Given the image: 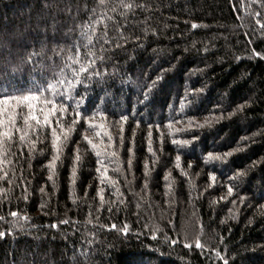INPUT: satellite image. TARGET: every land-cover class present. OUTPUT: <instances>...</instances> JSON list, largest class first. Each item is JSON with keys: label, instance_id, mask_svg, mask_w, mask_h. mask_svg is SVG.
Instances as JSON below:
<instances>
[{"label": "trees", "instance_id": "1", "mask_svg": "<svg viewBox=\"0 0 264 264\" xmlns=\"http://www.w3.org/2000/svg\"><path fill=\"white\" fill-rule=\"evenodd\" d=\"M261 24L264 0H0V85L44 86L79 48L95 67L64 102L103 113L115 142L67 114L29 129L32 151L13 129L0 148V264H264ZM53 129L68 139L50 169ZM97 150L116 152L99 173Z\"/></svg>", "mask_w": 264, "mask_h": 264}, {"label": "snow or ice", "instance_id": "2", "mask_svg": "<svg viewBox=\"0 0 264 264\" xmlns=\"http://www.w3.org/2000/svg\"><path fill=\"white\" fill-rule=\"evenodd\" d=\"M100 5H104L107 0H98ZM123 3V0H121ZM126 8H132L133 5L127 4L124 5ZM93 14H95V8L92 10ZM259 15V13H257ZM95 23H102V21H97ZM197 27L196 24H192V28L195 29ZM261 27H264V24H261ZM89 30L92 32L95 31V28L92 24L84 25L82 27V36H87V44H92V38L89 35ZM30 59V58H29ZM68 61L70 63L66 64L65 67L70 69L69 73H65L63 69L60 70L58 75H56L53 80L46 82L44 86L37 85L33 83L31 87L19 88L13 87L11 85H0V148L6 143L12 142V132L15 129L16 132L22 133L19 136V140L21 142L28 143L30 145L29 150L32 151L35 149V141L31 140L28 133L29 129H31L32 133L35 135L39 129L40 134H42L43 129L45 126H48L50 129L52 127V122L50 117L56 118V124L60 125L61 121L65 119L66 114L69 116H74L71 123L73 125L80 123L81 117L84 119V123L86 124L85 131L91 130V134L95 137L104 141L106 137L107 143L106 147H114L115 142L112 135L108 132H102L101 129L104 127L103 121L107 120V117L103 113H97L90 116H84V114L79 111L80 103L79 101L73 100L75 104V108L70 109L69 105L64 101L69 99H73V93L76 92V89L82 85L85 74L89 73V69L95 67L94 62L92 63H84L80 59V49L77 48L75 50L74 55L68 56ZM183 106V105H182ZM243 107V106H241ZM59 113V115H57ZM41 117L43 118L41 121ZM99 118L101 123H96L95 121ZM221 117H214V119H219ZM21 120L23 127H21L17 121ZM127 117H123L122 121H126ZM30 121H34L35 124L30 123ZM175 123H181V121H175ZM188 126L191 127L193 125V121H187ZM205 123H210L208 119L205 120ZM173 125L169 124L167 127L171 128ZM198 127H204V124L197 125ZM121 133L123 132V128L120 129ZM179 131V130H178ZM51 145L54 151V155L52 156L51 163L49 164V168L52 169L55 167L56 161L59 159V154L63 151L64 145L67 142L68 136L67 133L65 134L64 138L61 139L53 129L50 131ZM149 138L152 136L151 129L148 132ZM39 138V135H37ZM83 139L86 143L92 148L96 149V145L93 143L92 139H90L87 135L83 136ZM122 141V136L120 137ZM173 144H183L187 145L190 143L188 140H178L173 139ZM151 139L149 140V151H151ZM239 150V149H238ZM95 155L98 158V165L100 167L97 168V172H101V167L105 165V159L110 157H116V152H102L100 150L95 151ZM232 155V152L224 153L223 155H212L209 154L207 157L208 161H225L229 156ZM104 157L105 159H101ZM80 156L77 154L76 160L79 161ZM180 156L177 155L176 157V167L180 168ZM147 168V165H145ZM114 171H119V168L113 169ZM104 172H107V167H104ZM76 170L73 168L72 176H73V183L75 182ZM243 175V173H240ZM49 179H52V175L49 176ZM169 177H165V180H168ZM215 180V177H212ZM110 184H115V181H111ZM169 191H171V183L168 184ZM104 191L103 188L100 189L102 193ZM228 193L231 194L233 189L232 187L228 188ZM101 202H104L103 195L100 196ZM111 211V209H109ZM10 215L12 217H17V211H11ZM23 219H27V217H22ZM4 219V217L0 216V220ZM62 223H68V221H62ZM52 227H57V225H52ZM117 226L115 224L111 225L112 229H115ZM125 235H127V225L121 229ZM4 235L3 232H0V237ZM153 239L156 237L153 236ZM185 247H191V244L186 243ZM195 247L200 249L202 247L199 241L195 242ZM219 255V254H217ZM224 264H228L227 260H224Z\"/></svg>", "mask_w": 264, "mask_h": 264}, {"label": "rangeland", "instance_id": "3", "mask_svg": "<svg viewBox=\"0 0 264 264\" xmlns=\"http://www.w3.org/2000/svg\"><path fill=\"white\" fill-rule=\"evenodd\" d=\"M41 32H42V31H41ZM159 54H160V52H159ZM159 54H158V55H159Z\"/></svg>", "mask_w": 264, "mask_h": 264}]
</instances>
